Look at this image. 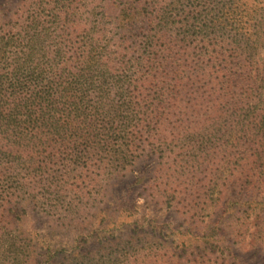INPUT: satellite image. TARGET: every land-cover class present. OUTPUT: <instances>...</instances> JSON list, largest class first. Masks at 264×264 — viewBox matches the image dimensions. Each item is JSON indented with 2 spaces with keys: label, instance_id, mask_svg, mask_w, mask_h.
Listing matches in <instances>:
<instances>
[{
  "label": "trees",
  "instance_id": "16d2710c",
  "mask_svg": "<svg viewBox=\"0 0 264 264\" xmlns=\"http://www.w3.org/2000/svg\"><path fill=\"white\" fill-rule=\"evenodd\" d=\"M145 153L185 220L169 237L137 213L147 179L122 186ZM258 255L264 0H0V264Z\"/></svg>",
  "mask_w": 264,
  "mask_h": 264
},
{
  "label": "rangeland",
  "instance_id": "374dc122",
  "mask_svg": "<svg viewBox=\"0 0 264 264\" xmlns=\"http://www.w3.org/2000/svg\"><path fill=\"white\" fill-rule=\"evenodd\" d=\"M160 162L161 161L157 160L154 156H149L148 153H145L136 162L134 167L131 168L129 173L126 175V179L123 181V185H122L123 188H126L129 185V182H132L133 179L137 178L138 176H141V177L143 176L147 179L149 184L142 186V187H138L135 190V192L133 194L134 200H135L134 203L137 206V211H138L137 213H139L145 217H149V219H150V221H148L146 223V229H148V227L152 226V228L149 229V231H152L154 228V230L158 234L161 233V230L165 229L164 227H166V226L177 227V226L184 225V223H185L184 218H182L179 215V212L177 211V209L180 207L177 206L176 204H174L173 208H171V206H169L168 204L156 205V204L152 203L153 200L156 202H160V203H162V201L163 202L165 201L164 199H160L158 193L154 194V192L150 186V181L153 177V173L158 168V165ZM201 215H203V214H201ZM35 219L36 220L34 221V224L37 225V227L40 229L52 230L55 228V226H52L50 223H48L47 220L45 218H43L42 216H36ZM155 221L157 222V224L155 223ZM106 222H108V221H106ZM105 225H106L105 226L106 229H110V227L108 226L107 223H105ZM101 227L105 228L104 226H101ZM164 234H165V236L167 235V237H169L172 234V232L169 231L168 229H166L163 232V235ZM109 235L107 234V236H109ZM105 236H106V234H98L96 237L98 239H100V238H105ZM56 237H57L56 238L57 241L61 240V241H63V243H65L64 241H66V240H64V239L66 238V235H64L62 233L60 235H56ZM175 239H176V241L178 240L177 237ZM98 241L99 240H95L92 243H90V245H88V247L90 246L89 247L90 249H88L86 252H83V254L86 256V258L88 257L87 259H89V258L99 259L100 257H96V254L99 256L106 255L104 252H101L98 249H96V248H100L98 245H95L98 243ZM72 246H74V244ZM77 252H80V251H77ZM245 259H247V258H245ZM251 261L254 262L255 264H264V257H263V255L262 256L258 255V256L252 257ZM87 263L90 264L89 261H87Z\"/></svg>",
  "mask_w": 264,
  "mask_h": 264
}]
</instances>
